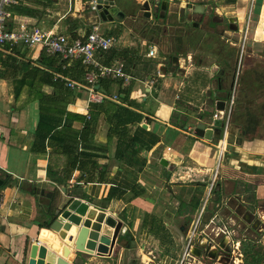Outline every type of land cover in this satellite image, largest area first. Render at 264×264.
<instances>
[{
	"label": "crops",
	"instance_id": "1",
	"mask_svg": "<svg viewBox=\"0 0 264 264\" xmlns=\"http://www.w3.org/2000/svg\"><path fill=\"white\" fill-rule=\"evenodd\" d=\"M125 1L127 16L121 23L103 22L89 7V0H19L17 6L8 8L7 29L11 31L39 28L63 35L70 42L84 39L89 32L114 39V47L98 51L95 58L101 66L122 63L127 79L101 78L88 85L85 75L92 68L82 64L83 79L74 68L75 61L66 62V78L84 85L69 88L72 96L66 111L85 117L92 131L78 145L76 156L65 157L48 140L45 151L31 152L39 103L31 101L29 84L21 89L20 78L13 77L12 68L4 65L9 66L13 58L17 67L24 61L45 70L55 68L38 63L43 53L39 48L17 45L12 51H0V185L5 179L7 182L0 187V264H27L30 245L37 240L53 252L47 242L58 237L40 226L54 219L71 198L110 216L117 214L138 241L135 249L126 248L128 242L122 239L121 246L118 240L109 254L77 253L73 259L54 252L68 264H137L134 252L143 255L147 250L156 252L157 264H206L203 253H191L199 248L194 245L196 236H207L213 225L220 241L216 228L222 224L231 227L234 219L254 236H243L240 241H255L264 251V56L249 55L257 66L243 70L242 84L248 97L234 125L230 118L219 143L194 136L186 122L193 121L211 101L208 96L215 92L213 88L222 85L228 91L243 27L251 13L255 20L259 11L263 13L264 0H255L253 5L251 0H195L207 13H214L198 26L199 15L180 11L183 2H169L165 18L155 25L140 16L144 0ZM224 17L232 21L230 28L222 22ZM258 36L264 39V30L259 29L257 37L254 34L255 39ZM252 46L254 51L264 49L261 43ZM150 50H154L153 57L148 56ZM101 80H108L109 92L100 87ZM90 86L99 99L91 97ZM41 90L53 92L49 86ZM226 102L223 119L229 106ZM112 105L127 111L117 113ZM206 108L211 127L217 111ZM125 121L128 132L119 141L120 136L110 128ZM73 125L76 129L82 126L79 121ZM219 144L225 149L221 159ZM53 154L50 168L61 181L68 172L67 187L46 176ZM161 159L167 166L160 164ZM31 186L52 196L32 194ZM37 202L48 211L45 217ZM109 208L113 213H108ZM69 250L76 253L73 245ZM187 252L190 256L185 258ZM241 260L234 264H244L243 254Z\"/></svg>",
	"mask_w": 264,
	"mask_h": 264
},
{
	"label": "water",
	"instance_id": "2",
	"mask_svg": "<svg viewBox=\"0 0 264 264\" xmlns=\"http://www.w3.org/2000/svg\"><path fill=\"white\" fill-rule=\"evenodd\" d=\"M94 4V12L103 22L121 23L126 19V9L128 2L125 0H89ZM169 2H183L185 6L180 9L183 13L186 11L193 15H199L196 26L205 23L214 13H207L206 7L198 4L195 0H144L140 6V16L149 19L151 24H155L157 20L165 18V13L168 11ZM179 13V10L178 12ZM134 15H130L133 18ZM194 21V20H192ZM224 24H231L232 21L228 18H222ZM212 25L215 21L211 20ZM222 73V70L221 72ZM218 85L215 92H211L208 96L211 101L205 105L200 113L193 116V121L189 122L192 134L198 138L209 142H217L224 128L223 113L226 107V101L229 100V90ZM214 108L217 111V119L213 120L209 127L210 118L209 110L206 107ZM187 120V119H186ZM160 164L167 166L165 159L160 160ZM64 191V189H63ZM36 194L50 198L52 193L45 191L42 188H36ZM108 213H113L109 208ZM118 215L110 216L105 211L97 210L90 207L88 203L71 198L67 201L58 215L50 223L47 230L56 235L58 240L48 241L47 246L53 251L49 252L43 246L40 240L31 243L27 264H68V262L57 258L55 253H60L63 258L73 259L77 253H85L93 255L109 254L115 243L119 245L122 239L128 242L126 248H136L138 238L133 236L129 230L123 227V223L117 219ZM219 236L210 237L197 235L194 241L196 249H192L191 253L195 256H200L202 251L208 253V256L213 258L219 251H225L224 245H228L227 239L222 237L218 241ZM215 244V246H214ZM74 247L76 253H71L69 246ZM118 245V246H119ZM121 246V245H120ZM230 247V246H229ZM55 252V253H54Z\"/></svg>",
	"mask_w": 264,
	"mask_h": 264
},
{
	"label": "trees",
	"instance_id": "3",
	"mask_svg": "<svg viewBox=\"0 0 264 264\" xmlns=\"http://www.w3.org/2000/svg\"><path fill=\"white\" fill-rule=\"evenodd\" d=\"M90 33V32H89ZM88 33V34H89ZM87 34V35H88ZM76 40V39H74ZM14 50V47L4 46L2 52H9ZM41 60L38 61L43 67L46 66L48 68H55L53 70H45L41 69L36 66H32L29 62L21 61L19 67L15 65L16 61L11 59V64L6 63L7 67L12 68L13 77H19V87L22 89L23 85L29 84V95L31 101H37L39 103L38 107V122L37 126L34 130L35 140L32 145V151H45V144L48 140L49 145L58 147L65 156L68 155H75L76 156V149L80 142L84 141V136L88 135L92 131V124L88 121H84L85 117L78 115V114H71L66 111V105L69 103L70 96L72 93L69 88L65 85V81L56 75H61L64 79L68 77V73L66 71V62L62 60L59 55H48L44 51H42ZM104 52V51H102ZM74 68L78 70L79 77L84 79V72L83 66L81 61H75ZM81 81V80H80ZM100 87L105 91H108V87L110 83L108 80H101L99 81ZM35 86V88H34ZM49 86L53 88V92L51 94H47L41 90V87ZM107 89V90H106ZM20 89L15 92V98L18 96ZM94 109L97 108L95 104H92ZM112 108L119 112L127 111L125 108H122L118 105H112ZM130 114V112H128ZM66 117L65 121L63 122V117ZM74 121H79L82 125L80 129H76L73 126ZM127 121L120 122V124H116L113 128H110L111 132H114L117 136L119 141L123 140V137L128 132L126 128ZM138 130L144 131L142 128ZM127 131V132H126ZM138 142V141H136ZM154 145V142H152ZM151 146H147V149H150ZM80 157L86 156L85 154H77ZM53 155H50L48 170L46 172L47 178L58 184L61 185L62 183L66 185V181L68 180V172L65 171V178L61 181L60 179L55 177V171H53L50 167L52 165V158ZM66 157V156H65ZM125 157V155H121V158ZM76 162V160H75ZM74 162V164H75ZM73 164V166H74ZM8 177V176H7ZM6 180V179H5ZM3 180L2 185L0 187H4L6 185V181ZM22 190V188H21ZM36 188L31 186L30 193L35 194ZM39 205V213L41 216L45 217L48 214V211L44 209L40 205V202H37ZM49 220L45 224H42L40 227L47 229L50 223L53 221ZM241 251L244 258V264H264V251L261 247L257 246L255 241H241Z\"/></svg>",
	"mask_w": 264,
	"mask_h": 264
},
{
	"label": "built area",
	"instance_id": "4",
	"mask_svg": "<svg viewBox=\"0 0 264 264\" xmlns=\"http://www.w3.org/2000/svg\"><path fill=\"white\" fill-rule=\"evenodd\" d=\"M255 0H251V5L254 4ZM19 0H0V50H3L4 46L15 47L17 45H24L29 48H39L48 55H59L62 60L67 62L71 61H81L82 64L90 66L92 71L85 75V81L88 85H93L101 78H121L126 80L127 75L123 71V64L118 63L112 66H101L95 55L98 51H109L114 45L115 41L112 38H106L99 35L97 32H92L88 34L84 39H76L74 41H69L67 38L60 34H53L51 32H45L39 28H33L31 31H26L24 29L19 30H8L7 24L11 18V14L8 8L17 6ZM91 9L94 10V4L91 3ZM154 50H150L148 56H154ZM56 77L61 78L65 81V85L70 89H78L84 87V85L63 78L61 75H56ZM91 97L95 100L99 99L95 97L92 86L88 87ZM230 110H231V100L229 101V106L227 109V116L223 119L224 128L222 133L227 132L230 122ZM217 113L212 116L213 120H216ZM220 141H218L219 143ZM224 145L219 144L217 146L219 159L222 158L224 153ZM216 177L214 173L213 179ZM211 223H215L212 221ZM217 235H223L228 240L231 248V256L234 260L240 259L242 261V254L240 250L239 237H237L236 231L227 226L219 225L217 228ZM194 235V233L192 234ZM190 256L188 252L185 258ZM231 257V258H232Z\"/></svg>",
	"mask_w": 264,
	"mask_h": 264
},
{
	"label": "flooded vegetation",
	"instance_id": "5",
	"mask_svg": "<svg viewBox=\"0 0 264 264\" xmlns=\"http://www.w3.org/2000/svg\"><path fill=\"white\" fill-rule=\"evenodd\" d=\"M247 20H248V25L246 27H243V30H242L243 39L242 38L240 39L241 49L238 48V53L236 54L237 59L235 60L233 64V68H232L231 73L229 74V77H228L229 79L227 83L228 90H229V100H231L230 118L232 121V125H234L235 118L239 114L241 107L244 105L246 101L245 99L248 97L247 92L245 91V88L243 87V84H242L243 70L246 67H249V66L255 67L256 65L255 61L249 58V55L256 54V55L264 56V49H262L261 51H254L252 49L253 42L261 43L262 45H264V39L261 36H258L260 37L259 39H255L254 37L255 31H256L255 23H254L255 22L254 12L251 13L250 18L249 19L247 18ZM192 24L193 26L195 25V23H192ZM231 26L232 25L229 24L228 27L230 28ZM233 41L236 42L237 41L236 38L233 39ZM173 62H174V59H171L170 63H173ZM224 249L225 251H219L218 254H216L213 258L209 257L208 253L204 251L202 252L205 255L203 256V259L207 261H217L220 264H230V262H232L231 248L225 244Z\"/></svg>",
	"mask_w": 264,
	"mask_h": 264
},
{
	"label": "rangeland",
	"instance_id": "6",
	"mask_svg": "<svg viewBox=\"0 0 264 264\" xmlns=\"http://www.w3.org/2000/svg\"><path fill=\"white\" fill-rule=\"evenodd\" d=\"M260 9H261V7H260ZM262 12V11H261ZM261 12L259 11V13H258V18H257V20H255V29H256V33H255V35L257 36V34H259V29H260V31H261V29L262 30H264V16H263V14H264V10H263V13L261 14ZM261 15H262V19H261ZM261 19V20H260ZM259 21V22H258ZM258 23V24H257ZM264 102V101H263ZM231 223H234V225H230L231 227H233L234 228V230L238 233H236L237 234V237H239V243H240V246H241V239H242V237L243 236H248V237H254L253 235H252V233L246 228V227H243L242 225H241V222L239 221V220H237V219H234V220H232V222ZM257 224V223H256ZM211 228H213V225H212V227H209V230L206 232L207 234V236L209 235V236H213V234L215 235V231H213ZM211 231H212V233H211ZM220 237L222 238L223 237V235H220ZM230 246V245H229ZM240 250H241V247H240ZM149 250H147L146 252H144V254L142 255V253L141 252H134V254H135V258H136V262H137V264H145V262H147V264H157V261H158V257H157V254H156V252H154V251H152V252H148ZM150 254V255H149ZM148 258V259H147ZM145 261V262H142L141 263V261ZM236 260H234L233 259V257H232V264H234V262H235ZM205 262H207V263H209L210 261H207V260H205L204 261V263ZM243 262V261H242ZM206 263V264H207ZM243 264V263H242Z\"/></svg>",
	"mask_w": 264,
	"mask_h": 264
},
{
	"label": "bare ground",
	"instance_id": "7",
	"mask_svg": "<svg viewBox=\"0 0 264 264\" xmlns=\"http://www.w3.org/2000/svg\"><path fill=\"white\" fill-rule=\"evenodd\" d=\"M51 239V237H49ZM50 241V240H49ZM52 241V240H51Z\"/></svg>",
	"mask_w": 264,
	"mask_h": 264
}]
</instances>
